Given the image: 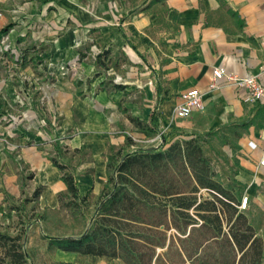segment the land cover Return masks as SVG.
Returning <instances> with one entry per match:
<instances>
[{
    "label": "crops",
    "instance_id": "0c3cea01",
    "mask_svg": "<svg viewBox=\"0 0 264 264\" xmlns=\"http://www.w3.org/2000/svg\"><path fill=\"white\" fill-rule=\"evenodd\" d=\"M49 5L46 0H0V31H6L8 24L15 22L18 16L14 14L19 10H25L23 19L28 24L36 8L45 11ZM140 8L144 12L129 23L132 25L128 29L123 23L119 25L116 36H121L136 54L140 73L154 79V92L144 87L150 97L148 104L154 107L148 116L131 114L120 101L113 107H118L117 112L124 117L133 139V134L146 135L120 110L119 103L130 115L146 122L155 115L160 126L154 135H165L159 145L166 143L168 146L178 139L214 134L222 127V171L231 172V175L222 174V180L226 183L234 180L242 185L240 200L248 197L245 213L257 234L264 238V165L261 164L264 102L246 103L247 90L239 89L227 78L222 80L217 91H210L216 67L240 77L264 69V0H145ZM261 79L264 81V73ZM123 86L124 89H117L123 92L127 88ZM192 88L203 92L204 108L181 119L176 116L175 108L181 93ZM143 100L144 105H148L146 97ZM126 135H119L118 146L112 149L122 148ZM6 136L0 126V138ZM16 142L18 152L13 156L0 147V230L11 232L17 231L20 212L11 199L30 205L32 212H36L59 209L60 195L67 192L60 170L47 156L50 149L46 145H28L25 137H17ZM134 146L127 150H133ZM56 148H60L59 144ZM107 159L108 156L94 175L80 174L83 167L73 169L59 163L74 172L80 194L89 193L90 199L93 186L98 184L97 177L100 179L98 194L107 182ZM93 166L88 169L94 170ZM24 170L29 171L28 176ZM38 188L41 192L34 197ZM41 219L44 217L35 218L34 222ZM43 234L37 225H31L25 236V246L33 264H114L117 261L124 264L120 259L107 256L49 250L50 236ZM40 235L44 236L42 243Z\"/></svg>",
    "mask_w": 264,
    "mask_h": 264
},
{
    "label": "rangeland",
    "instance_id": "374dc122",
    "mask_svg": "<svg viewBox=\"0 0 264 264\" xmlns=\"http://www.w3.org/2000/svg\"><path fill=\"white\" fill-rule=\"evenodd\" d=\"M46 1L48 8H36L28 24L22 9L14 14L18 16L15 22L0 31V126L7 135L0 138V147L13 156L18 152L17 137H25L28 145H46L51 159L73 169L83 167L80 174L94 175L115 151L112 147L118 146V136L130 135L113 105L120 101L138 116H148L154 107L148 104L150 97L144 89H153L154 79L140 73L136 54L116 36L119 25L128 29L144 12L140 7L145 0ZM118 84L127 88L122 92ZM133 137L134 149L162 141L161 134ZM205 140L204 150L221 180L222 174L231 175L222 171V127ZM92 166L94 170L88 169ZM24 172L28 176L29 171ZM97 181L88 203L77 209L61 204L59 209L32 212L24 202H10L20 209L27 233L31 225H37L46 236H78L92 224L98 177ZM201 194L211 198L205 190ZM36 215L44 219L35 223Z\"/></svg>",
    "mask_w": 264,
    "mask_h": 264
},
{
    "label": "trees",
    "instance_id": "16d2710c",
    "mask_svg": "<svg viewBox=\"0 0 264 264\" xmlns=\"http://www.w3.org/2000/svg\"><path fill=\"white\" fill-rule=\"evenodd\" d=\"M119 108L147 137L158 132L155 115L146 122L121 103ZM206 135L127 150L134 146L127 134L125 145L108 156L107 182L92 224L78 236L50 237L49 250L107 256L124 264H263L264 238L240 209L242 185L221 180L204 150ZM52 162L67 188L60 195L62 206L87 204L89 193L80 194L74 172ZM202 190L211 198H204ZM22 226L19 215L17 231L0 230V264H33Z\"/></svg>",
    "mask_w": 264,
    "mask_h": 264
},
{
    "label": "built area",
    "instance_id": "2783aa9c",
    "mask_svg": "<svg viewBox=\"0 0 264 264\" xmlns=\"http://www.w3.org/2000/svg\"><path fill=\"white\" fill-rule=\"evenodd\" d=\"M264 69L257 74H248L240 77L231 73L223 67H216L213 70V78L210 84V91H217L224 78H227L239 89H246L248 94L244 97L246 103L264 102V81L261 79ZM204 108V94L200 89L192 88L180 95V102L175 108V114L181 119L190 117L194 112ZM264 165V154L261 160ZM248 197L243 196L241 200V209H246Z\"/></svg>",
    "mask_w": 264,
    "mask_h": 264
}]
</instances>
